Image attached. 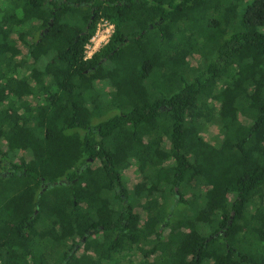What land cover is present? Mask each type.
I'll list each match as a JSON object with an SVG mask.
<instances>
[{
    "label": "trees",
    "instance_id": "obj_1",
    "mask_svg": "<svg viewBox=\"0 0 264 264\" xmlns=\"http://www.w3.org/2000/svg\"><path fill=\"white\" fill-rule=\"evenodd\" d=\"M126 259L264 264V0H0V264Z\"/></svg>",
    "mask_w": 264,
    "mask_h": 264
},
{
    "label": "rangeland",
    "instance_id": "obj_2",
    "mask_svg": "<svg viewBox=\"0 0 264 264\" xmlns=\"http://www.w3.org/2000/svg\"><path fill=\"white\" fill-rule=\"evenodd\" d=\"M98 30H99L100 35H102L103 30H107V27L104 28L102 26V22H101L100 25L98 26V29H97L96 33H98ZM108 41H107V43H108ZM95 42L96 43L98 42V37L95 39ZM92 45H94V44H92ZM103 46H105V44H103L102 47ZM204 137L206 139V144L203 145L204 146V152L206 154H212L214 152V148H216L218 146V142L217 141L219 139V134H218L216 129L211 128L208 132H206L204 134ZM126 175L128 177L129 186H133L135 183L138 182V180L140 178L139 175L136 173V169L135 168H131L130 170H128L126 172ZM135 261H136V259H135ZM121 264H130L129 259H126V260L122 261Z\"/></svg>",
    "mask_w": 264,
    "mask_h": 264
},
{
    "label": "built area",
    "instance_id": "obj_3",
    "mask_svg": "<svg viewBox=\"0 0 264 264\" xmlns=\"http://www.w3.org/2000/svg\"><path fill=\"white\" fill-rule=\"evenodd\" d=\"M102 26L104 28L107 27V30H103L102 35H100L99 30H98V33H96L97 35H95L94 38L91 40L90 42L91 44L87 45L86 51H85L86 59H91L94 56V54H96L100 50L103 44L105 45L107 44V41L110 40L112 34L114 33L115 28L108 21H102ZM97 37H98V42L96 43L95 39Z\"/></svg>",
    "mask_w": 264,
    "mask_h": 264
}]
</instances>
